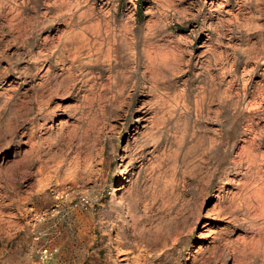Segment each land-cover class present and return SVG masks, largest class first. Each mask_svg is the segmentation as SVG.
<instances>
[{
    "label": "rangeland",
    "instance_id": "1",
    "mask_svg": "<svg viewBox=\"0 0 264 264\" xmlns=\"http://www.w3.org/2000/svg\"><path fill=\"white\" fill-rule=\"evenodd\" d=\"M0 264H264V0H0Z\"/></svg>",
    "mask_w": 264,
    "mask_h": 264
},
{
    "label": "bare ground",
    "instance_id": "2",
    "mask_svg": "<svg viewBox=\"0 0 264 264\" xmlns=\"http://www.w3.org/2000/svg\"><path fill=\"white\" fill-rule=\"evenodd\" d=\"M103 52V51H102ZM119 194H120V185H119V183H117L115 186H114V190H113V192H112V195H111V198H113V199H117L118 197H119ZM210 224V222L209 221H207L204 225L206 226L207 225V228L206 229H208L209 228V225Z\"/></svg>",
    "mask_w": 264,
    "mask_h": 264
},
{
    "label": "built area",
    "instance_id": "3",
    "mask_svg": "<svg viewBox=\"0 0 264 264\" xmlns=\"http://www.w3.org/2000/svg\"><path fill=\"white\" fill-rule=\"evenodd\" d=\"M43 255L47 256L49 253H52V250L49 247H44L42 249Z\"/></svg>",
    "mask_w": 264,
    "mask_h": 264
}]
</instances>
